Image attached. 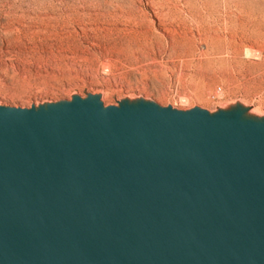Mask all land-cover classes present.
<instances>
[{
    "label": "water",
    "instance_id": "water-1",
    "mask_svg": "<svg viewBox=\"0 0 264 264\" xmlns=\"http://www.w3.org/2000/svg\"><path fill=\"white\" fill-rule=\"evenodd\" d=\"M0 264H264V116L0 104Z\"/></svg>",
    "mask_w": 264,
    "mask_h": 264
},
{
    "label": "rangeland",
    "instance_id": "rangeland-1",
    "mask_svg": "<svg viewBox=\"0 0 264 264\" xmlns=\"http://www.w3.org/2000/svg\"><path fill=\"white\" fill-rule=\"evenodd\" d=\"M89 93L264 116V0H0V104Z\"/></svg>",
    "mask_w": 264,
    "mask_h": 264
},
{
    "label": "bare ground",
    "instance_id": "bare-ground-1",
    "mask_svg": "<svg viewBox=\"0 0 264 264\" xmlns=\"http://www.w3.org/2000/svg\"><path fill=\"white\" fill-rule=\"evenodd\" d=\"M230 39H231V38H230ZM215 40H216V39H215ZM221 40H222V39H221ZM221 42H222V41H221ZM216 43H219V41L216 42ZM225 43H226V42H225ZM232 45H233V43H232ZM231 48H232V47H231ZM221 49H222V48H221ZM224 49H225V51L227 52V51L229 50V46L225 47ZM233 50H234V49H233ZM165 51H166V50H165ZM219 51H220V50H219ZM190 52H191V51H190ZM201 52H202V51H201ZM213 52H214V51H213ZM195 53H196V52H195ZM211 53H212V52H211ZM234 53H235V52H234ZM189 54H190V53H189ZM198 54H199V53H198ZM202 54H203V53H202ZM205 54H206V52H205ZM207 54H208V53H207ZM230 54H231V52H230ZM188 56H189V55H188ZM202 56H204V55H202ZM218 56H219V55H218ZM222 56H223V55H222ZM213 57H215V56H212V58H213ZM234 57H235V56H234ZM234 57H233V58H234ZM208 58H210V57H208ZM227 58H228V57H227ZM216 59H217V58H216ZM220 59H222L221 56H220ZM220 59H219V60H220ZM231 59H232V58H231ZM232 60H233V59H232ZM207 61H208V60H207ZM213 61H214V60H213ZM222 61H223V60H222ZM208 62H209V61H208ZM223 62H224V61H223Z\"/></svg>",
    "mask_w": 264,
    "mask_h": 264
}]
</instances>
